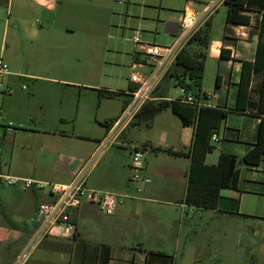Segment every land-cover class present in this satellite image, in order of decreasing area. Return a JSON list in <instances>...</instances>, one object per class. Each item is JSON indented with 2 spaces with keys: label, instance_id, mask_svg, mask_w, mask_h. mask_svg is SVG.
Returning a JSON list of instances; mask_svg holds the SVG:
<instances>
[{
  "label": "rangeland",
  "instance_id": "rangeland-1",
  "mask_svg": "<svg viewBox=\"0 0 264 264\" xmlns=\"http://www.w3.org/2000/svg\"><path fill=\"white\" fill-rule=\"evenodd\" d=\"M64 1L62 6L58 5L56 11L48 15L55 22L42 28L48 30L44 34L53 38L48 43L31 37L24 38L15 30V21L19 16L17 0L13 1L12 9L8 0L0 6V59L8 64L10 71L37 76L33 81L19 79L12 94L0 98V104L4 113L20 121L19 124H13L15 130L7 132L8 135L41 127L39 123H42L47 129L54 131L59 128L58 131L84 137L87 145L93 148L98 139H104L107 135L103 124L116 120L121 115L125 100V95L116 98L100 97L99 90L127 92L134 72H150L148 66L136 71L132 69L134 57L141 62L146 60L143 55L138 54L139 50L133 42L135 32H139L145 44L170 46L176 37L166 32V24L172 22V18L179 17L187 5L194 7L195 3L189 0ZM226 14L227 6L223 5L215 15V28L210 36L212 39L222 37ZM22 17L29 22L31 28L34 27L33 23L42 21L39 11H30ZM3 20L11 21L8 28ZM188 50L198 51L196 46H189ZM224 71L219 60L209 57L204 74V88L214 92L217 75L219 72L224 74ZM14 78L8 76L6 80ZM173 82L174 79L171 78L165 82L167 96L180 99L183 93ZM35 116L39 118L35 120ZM178 120L170 110H166L156 123L154 119L151 126L142 123L130 127L122 138L102 151L109 150L108 155L103 157L102 152L98 155L95 166L88 171L89 182L101 180L99 173L108 165L110 158L115 159L118 165L128 163V145L148 146L151 142L157 146L146 155L145 165L151 160L152 165L161 171L171 164H184L177 155L161 149L165 147V132L174 131L175 124H179ZM123 138L127 139V144ZM25 143V137H20L14 144L11 139L8 140L2 152L4 159L9 161L12 151L18 156ZM216 146L209 163L219 155L218 143ZM113 153L115 157H112ZM166 185V180L159 179L158 192L148 196L151 200L127 201L121 207L122 211L113 216L100 213L95 205L84 204L78 214L82 237L91 243L108 240L117 244L126 240L137 245L151 243L153 233L165 230L169 234V251L175 253L176 239L180 233L182 243L180 249L176 250L174 264H185L181 257L183 253L189 258L209 253L217 242H227L234 246L238 243L236 235L242 225H248L251 234L253 228L257 229L246 219H222L216 217L213 211L190 209L183 203V184L179 182L173 192H166ZM141 196H144V192ZM18 220L25 221L21 217L16 219ZM242 257L247 260L246 252H242ZM230 261L232 259L224 258L223 264H229Z\"/></svg>",
  "mask_w": 264,
  "mask_h": 264
},
{
  "label": "crops",
  "instance_id": "crops-1",
  "mask_svg": "<svg viewBox=\"0 0 264 264\" xmlns=\"http://www.w3.org/2000/svg\"><path fill=\"white\" fill-rule=\"evenodd\" d=\"M8 1L12 9L14 0ZM189 1L194 2L195 6L187 5L185 10L194 12L197 24L196 31L209 20L212 32L215 28V15L219 12L220 7L225 5V0ZM4 2L5 0H0V6ZM64 2V0H17L19 16L15 21V30L24 38L31 37V39L45 43L50 42L53 38L44 34L48 30L42 28L50 26V24L55 22V19H50L48 15L56 11L58 5L61 4L62 6ZM30 11H39L42 17V21L33 23L34 27L32 28L28 25L29 22L22 17L23 15H28ZM184 12L179 17L172 18V22L179 24ZM246 14L250 18V24L248 26H236L227 24L225 21V24L222 26V37L216 39L210 37L206 62L209 57H213L219 60L220 66L225 68V71L224 74L221 72L218 73L214 92H209L208 89L204 88L203 77L202 93L215 96L209 100L207 107L228 110L235 106L242 63L244 61L252 62L255 58L259 24L262 18V13L258 11H249ZM3 21L6 28H8L11 21ZM133 61L134 64L141 62L136 57H134ZM11 76L15 78L6 80V84L12 88L16 86L19 79L33 81L37 78V76L30 73L14 71H11L9 77ZM168 78L171 77L166 75L163 78L156 90V96L161 94V96H164L163 99L174 100L167 96L168 91L165 82ZM254 79L257 81L259 77L254 76ZM173 83L176 87L175 79ZM177 88L180 89L179 87ZM253 99L256 100L257 95L253 94ZM164 111L156 116L155 123ZM2 113L6 121L10 120L13 124H19V120L11 118L9 114L3 112V109ZM37 118L39 117H34L35 120ZM61 120L62 122L64 121V119ZM178 121L179 124H175L174 131L165 132L166 139L163 141L165 147L160 148L175 153L187 154L192 147L194 129L191 126L185 127L181 124L180 120ZM39 124L41 127H35L31 130L25 129L21 130L18 134H5L3 136L0 140V171L16 177L40 180L43 182L59 184L71 182L95 154L99 143L103 139H98L95 146L90 148L87 145V139L84 137L75 135L74 133L68 134L66 131H58L59 128L53 131L47 129L42 123ZM259 125L260 117L253 111L229 113L218 132L220 136L218 142V146L220 147L219 155L212 163H209V158L214 155V151L217 149V143H212L215 149L206 157V164L214 165L218 162L221 153L230 154L238 158L240 166L238 190L223 189L220 193L217 208L208 211H213L216 217L222 219L227 217L246 219V221H251L257 229L253 228L251 234L249 232L250 227L248 225H242V228L238 229L236 235L238 236V243L234 246L227 242H217L213 244V250L209 253H200L191 258L186 253H183L181 257L185 264L203 262L223 264L224 258L232 259L229 264H264V157L260 164L256 166L242 163V158L256 144ZM123 135L121 134L118 139L122 138ZM20 137H25L26 139L24 147L21 148L18 156L15 151H12L11 159L6 161L2 153L4 152L5 144L10 139L11 143L14 144ZM123 139L127 144V139ZM128 146H130V159L128 163L118 165L115 159L110 158L108 165L99 173V177H101L100 181L90 183L89 177H87V185L90 188L115 194L133 192L135 185L130 182L131 152L133 148L142 146ZM156 147L150 142V145L147 146V155L150 153V149L152 151ZM108 153L110 151L106 150L102 152V156L105 157ZM112 155V157H115V153ZM155 158H158V156H155ZM177 158L182 159L184 164H171L164 171L152 165L151 160L150 163L148 161V164H146L147 174L151 177L153 185L151 184L146 188L144 196L141 199L142 201L151 200L148 196L158 192L157 184L161 178L167 181L166 192L175 191L179 182H181L184 186L183 198L185 197L188 185L187 172L191 165V159L187 156H177ZM93 165L95 166V163ZM154 182L157 184L154 185ZM52 200L53 197L46 192L0 187V205L2 206L0 219L3 220L0 222V264H17L18 258L29 248L41 224V217L38 213L40 205ZM244 206L246 207L245 210L243 209ZM80 208L72 214L77 224L76 237L74 239H67L59 236H46L33 249L25 264H153L149 261V252H162L173 255L174 261L176 260V250L177 248L178 250L180 249L182 243L180 233L176 239L177 246L175 247V253L169 251L167 244L169 234L165 230H161L159 233H153L151 243H137V245H134L126 240H122L117 244L110 243L108 240L97 241L96 243L87 242L82 237L79 229L78 214ZM122 208L118 210V213L122 211ZM19 217L25 221H16ZM242 252H246L247 260H244L242 257Z\"/></svg>",
  "mask_w": 264,
  "mask_h": 264
},
{
  "label": "trees",
  "instance_id": "trees-1",
  "mask_svg": "<svg viewBox=\"0 0 264 264\" xmlns=\"http://www.w3.org/2000/svg\"><path fill=\"white\" fill-rule=\"evenodd\" d=\"M225 5L227 6L226 23L236 26L250 24L246 12L262 13L255 58L252 62L242 63L235 106L224 110L207 106L198 107L182 101L187 95H192L196 99L206 96L202 93V81L211 35V24L208 20L190 38L167 73V76L175 79L176 87L187 88L185 95L180 99L169 100L163 99L164 96L158 94L156 97L159 99L148 102L124 131L125 133L130 127L142 123L151 126L155 117L168 109L179 118L183 126L193 127L192 147L187 154L167 150L170 154L187 156L191 159L187 172V191L183 200L190 209L214 210L218 206L223 189L238 190L239 188L240 170L236 156L221 153L216 164H206L207 155L215 149L211 138L214 133L218 134L229 113H244L250 110L260 117L256 144L242 158V163L256 166L264 157V0H225ZM189 46H196L198 51L188 50ZM254 76H258L259 80L255 81ZM132 90L133 87L129 86L128 91ZM98 94L105 98L125 95L123 107L129 100L128 94L121 91L99 90ZM253 94L257 95L256 100L253 99ZM113 121L103 124L107 131ZM142 148L147 151L146 145ZM148 258L153 264H174V257L162 252H149Z\"/></svg>",
  "mask_w": 264,
  "mask_h": 264
},
{
  "label": "built area",
  "instance_id": "built-area-1",
  "mask_svg": "<svg viewBox=\"0 0 264 264\" xmlns=\"http://www.w3.org/2000/svg\"><path fill=\"white\" fill-rule=\"evenodd\" d=\"M196 19L194 12L185 10L179 23L176 39L170 46L161 47L142 42L139 32H135L133 42L139 50L138 54L144 56V62L135 63L132 67L136 71L143 67H150L149 73H133L130 79L132 91H127L128 102L124 105L121 115L111 122L106 137L99 143L98 149L85 167L67 184L54 182H43L40 180L20 178L0 171V187H12L21 190H35L46 192L53 197V200L40 205L38 213L41 217V224L34 235L29 246L18 258L17 264H25L33 249L46 236H59L67 239H74L77 234V224L72 214L84 204L95 205L99 212L113 216L127 202L142 199L146 188L152 184L151 177L147 174L145 157L147 151L142 147H135L131 152V177L130 182L134 184L132 193L115 194L90 188L87 185L88 171L93 166L98 155L110 144L117 141L124 133L136 115L148 103L158 100L156 90L163 78L173 66L177 55L185 47L190 38L196 32ZM11 74L7 63L0 59V98L10 96L13 88L6 84L7 77ZM183 95L187 88L181 87ZM215 97L207 94L200 99L192 95L184 96L182 101L198 107H205L209 100ZM6 123V124H5ZM14 125L6 122L0 104V140L7 132L14 131ZM219 134L214 133L211 142L218 143Z\"/></svg>",
  "mask_w": 264,
  "mask_h": 264
},
{
  "label": "water",
  "instance_id": "water-1",
  "mask_svg": "<svg viewBox=\"0 0 264 264\" xmlns=\"http://www.w3.org/2000/svg\"><path fill=\"white\" fill-rule=\"evenodd\" d=\"M179 24L174 22H169L166 24V32L172 36H176L178 33Z\"/></svg>",
  "mask_w": 264,
  "mask_h": 264
}]
</instances>
